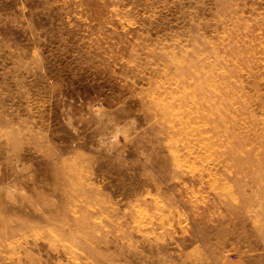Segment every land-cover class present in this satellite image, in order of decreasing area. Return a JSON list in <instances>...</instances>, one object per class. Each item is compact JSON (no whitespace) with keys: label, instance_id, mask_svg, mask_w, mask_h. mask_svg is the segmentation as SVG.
<instances>
[{"label":"rangeland","instance_id":"obj_1","mask_svg":"<svg viewBox=\"0 0 264 264\" xmlns=\"http://www.w3.org/2000/svg\"><path fill=\"white\" fill-rule=\"evenodd\" d=\"M0 264H264V0H0Z\"/></svg>","mask_w":264,"mask_h":264}]
</instances>
